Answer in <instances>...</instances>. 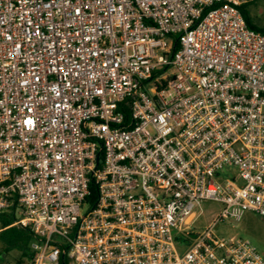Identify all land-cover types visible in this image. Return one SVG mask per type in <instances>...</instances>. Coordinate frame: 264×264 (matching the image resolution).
Listing matches in <instances>:
<instances>
[{
    "label": "built area",
    "instance_id": "obj_1",
    "mask_svg": "<svg viewBox=\"0 0 264 264\" xmlns=\"http://www.w3.org/2000/svg\"><path fill=\"white\" fill-rule=\"evenodd\" d=\"M253 1L0 0V213L29 264H264L215 233L264 218Z\"/></svg>",
    "mask_w": 264,
    "mask_h": 264
},
{
    "label": "rangeland",
    "instance_id": "obj_2",
    "mask_svg": "<svg viewBox=\"0 0 264 264\" xmlns=\"http://www.w3.org/2000/svg\"><path fill=\"white\" fill-rule=\"evenodd\" d=\"M249 13V18L253 25L257 28L264 27V0H254L249 5L245 6ZM219 204L211 200H201L197 206V211L200 212L194 221L193 225L196 229H201L209 220L213 213L218 211ZM1 226V224H0ZM1 229V228H0ZM215 233L217 236L224 238L236 236L246 238L252 242L259 253L264 256V218H260L254 212L247 211L239 220H221L218 222ZM2 243L0 242V251ZM29 259L22 256L17 249H11L4 255L0 254V264H29Z\"/></svg>",
    "mask_w": 264,
    "mask_h": 264
},
{
    "label": "trees",
    "instance_id": "obj_3",
    "mask_svg": "<svg viewBox=\"0 0 264 264\" xmlns=\"http://www.w3.org/2000/svg\"><path fill=\"white\" fill-rule=\"evenodd\" d=\"M246 5L242 7L246 23L249 27L264 32V27L257 28L252 24L248 16L249 13L247 8L245 7ZM89 189L91 191L89 197L91 198L94 194H96V189L92 181L89 183ZM14 221L15 217L12 212L4 214L0 213V242L2 243L0 254L4 255L11 249H17L20 251L22 256H25L30 260L32 258V251L30 248L31 243L34 240L33 234L29 228H22L21 226L14 224Z\"/></svg>",
    "mask_w": 264,
    "mask_h": 264
}]
</instances>
